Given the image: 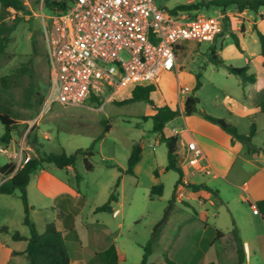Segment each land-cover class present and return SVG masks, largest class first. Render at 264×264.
I'll use <instances>...</instances> for the list:
<instances>
[{"label": "rangeland", "instance_id": "1", "mask_svg": "<svg viewBox=\"0 0 264 264\" xmlns=\"http://www.w3.org/2000/svg\"><path fill=\"white\" fill-rule=\"evenodd\" d=\"M209 1L160 0L169 10L179 5L201 3L198 7L200 13L205 16L222 13L224 17L223 28L212 42H183L185 48L178 53L180 71L177 75L175 72L162 73L158 82L160 92L152 95L153 102L139 100L119 103L131 94L130 89H124L107 101L90 99L85 105H82L84 102L80 105L54 102L49 109H45L49 89V62L41 13L51 15L54 8L46 0H23L26 5L23 12L12 8L3 11L0 4V16L4 13L8 23L18 19L7 54L0 56V79L4 75H17V84L12 88L3 87L0 81V112L9 113L18 121L10 144H4L0 140V164L8 163L11 159L9 152L14 151V146L19 149L22 143L33 158H42L44 153L72 154L78 149L93 147V154L88 156L93 165L92 170L86 168L82 154L77 156L75 166L69 170L72 175L80 176L77 182L82 191L85 192V187L89 184V199L83 215L91 216L92 206L105 202L104 196L111 191L112 179L115 183L120 178L122 186L121 166L128 164L133 146L141 143L151 148L155 143L157 133L153 131V120L145 116L150 115L156 105L165 103L161 86L168 88V98L175 101L179 108L185 96L184 91L186 95L194 92L200 99L199 111H207L224 118L241 134H250L254 124L257 133L253 136L252 145L262 144L264 115L258 112L254 118L255 115L249 114L255 110L256 103L264 101L263 57L259 36L254 29L257 26L264 33V7L257 11L248 8L241 11L237 6L230 5L223 11L215 6H208ZM232 33L239 37L244 52L237 49L231 38ZM212 48L224 59V64H215L211 60ZM228 66H248V72L254 74L257 81L243 83L240 77L229 71ZM198 79L202 85L195 90ZM108 125L110 129L106 130ZM173 126L178 130L184 128L181 118L176 116L167 123L165 132H169ZM4 132L5 127L0 122V138ZM166 150V143L162 141L157 151L159 165L161 158L166 159ZM43 166L62 175L68 172L67 168H59L49 162H44ZM152 166V160H143L135 175L141 184L136 185L135 178L127 176L122 188L119 186L120 201L124 204L123 214L116 219L107 213L100 214L109 220L111 230L117 237V244L125 254L120 264L140 263L143 249L138 244L145 245L150 240L156 224L163 218L173 197L179 178L175 171L163 174V195L153 199L150 197L146 184L156 180ZM41 168L42 165L35 172L38 173ZM32 189L33 184L30 188L31 194ZM0 203V232L4 233L5 227L12 233L24 229L30 231L23 223L24 206L19 190L15 195L0 193ZM122 207V204L117 206ZM50 211L37 208L34 213L39 227L34 223L40 233L43 232L40 225L42 218ZM119 222L122 223L121 226H118ZM172 233L171 229L164 232L167 236ZM74 235L83 243L87 241L85 229L81 225ZM149 260L150 264H167L162 253L157 251L152 252ZM188 263L189 261H184V264ZM232 263L233 259H230L229 264ZM9 264L18 263L10 261ZM251 264H264V237L260 249L252 257Z\"/></svg>", "mask_w": 264, "mask_h": 264}, {"label": "crops", "instance_id": "2", "mask_svg": "<svg viewBox=\"0 0 264 264\" xmlns=\"http://www.w3.org/2000/svg\"><path fill=\"white\" fill-rule=\"evenodd\" d=\"M161 90L165 103L172 109L180 111L177 118H181L184 128L179 130L181 134L178 135V138L183 143L195 140L203 149L214 172L204 175L195 171L187 164L186 148H180L183 161L179 159L178 162L183 170V178L188 181V184L178 186L175 202L166 222L160 228L153 252L162 253L163 257L167 255L177 264H184L186 260L189 261L188 264H229L230 259H233L232 264H251L252 257L260 249L264 237V217L261 213H254L253 208L258 200L264 199V151L248 152L242 141L233 139L230 133L206 119L203 114L198 112L191 115L183 114L187 95L184 96L179 108L175 101L168 98V88L161 86ZM89 100H86L82 105H85ZM258 112L264 115L256 103L255 110L249 116L255 115V118ZM165 126V135H174V126L169 132H165ZM161 142L160 134L157 133L155 143L151 145V148L141 144L142 157L134 167V174L127 172L128 164L121 166L122 186L127 176L134 177L136 185L141 184L135 175H137L143 160H152V169L154 172L158 171V175L155 174L156 180H151L146 184V189L150 192L153 185L163 182V174L172 170H166L167 156L165 160L161 158L160 165L157 162V151H159ZM254 145L264 149V142ZM6 149L8 150V148ZM18 152L19 149L14 146V151L9 152L10 161L19 162L20 158L15 157ZM43 163L38 173L35 172L37 168L32 172L27 186L28 200L32 206V220L37 224L34 215L37 208L45 209V211L52 210L44 215L40 225L44 232L46 224L54 222L67 245L70 264H107L108 258H98L97 255L107 249L109 242L115 244L120 264V260L125 254L117 244V237L111 230L109 220L105 215H100L107 213L116 219L123 214L124 204L120 201V194L118 201L112 205L113 213L96 212V207L102 204H94L90 211L91 216L83 215L85 204L89 199V184L85 187L84 192L77 182L80 176L77 177L69 172L73 167H65L68 172L62 175L60 172L45 168ZM4 180L5 178L0 176V184ZM112 180L111 183L114 185ZM191 185H196L198 188L193 189ZM122 186L120 184V188ZM106 187H108L107 184ZM17 191L9 195H15ZM110 193L111 191L105 193V202ZM183 201L189 203L190 206L185 205ZM119 204H122L123 207L117 208ZM79 225L85 229L87 239L85 243L74 235ZM121 225L122 223L119 222L118 226ZM234 228H237L238 237L242 243L241 257L238 239L232 232ZM167 229H171L173 233L165 235L164 232ZM217 230L222 231L224 235L215 240ZM19 233L25 238L30 236V231L25 229ZM12 235L13 233L7 227L4 233L0 232V264H9L10 261H16L18 264H30L25 253L27 239L16 240ZM142 245L138 244L140 248Z\"/></svg>", "mask_w": 264, "mask_h": 264}, {"label": "built area", "instance_id": "3", "mask_svg": "<svg viewBox=\"0 0 264 264\" xmlns=\"http://www.w3.org/2000/svg\"><path fill=\"white\" fill-rule=\"evenodd\" d=\"M41 16L49 62L45 109L54 102L107 101L135 83H158L164 72L177 75L183 42H212L223 28L224 17L222 13L205 16L199 10L172 11L160 0H72L67 8H54L53 14ZM173 132L181 134L175 127ZM178 145V160L183 161V147L187 164L195 171L214 172L195 140L179 139ZM15 157L20 158L15 171L32 158L23 143ZM185 184L183 178L178 186ZM253 208L259 213L256 205Z\"/></svg>", "mask_w": 264, "mask_h": 264}, {"label": "trees", "instance_id": "4", "mask_svg": "<svg viewBox=\"0 0 264 264\" xmlns=\"http://www.w3.org/2000/svg\"><path fill=\"white\" fill-rule=\"evenodd\" d=\"M66 0L61 1H49L46 0L49 6L52 8H67L70 4ZM0 4L2 6V10L14 9L17 12H23L26 10V5L23 0H0ZM201 3L195 4H187V5H179L176 8L172 9V11L176 10H200L198 7ZM207 5L215 6L217 8L225 11L228 6L235 5L239 10H244L245 8L251 9L253 11H257L260 7H264V0H210ZM18 19L15 18L12 23H8L6 20V16L4 13H1L0 16V56L7 54V48L12 40V33L16 28ZM257 30L260 44H261V56L263 57V69H264V33H262L257 26L254 27ZM245 29L243 28V32ZM231 38L236 45L237 49L240 52H244V49L241 47V43L239 37L235 34H231ZM211 60L215 64H224V59L217 55L214 48H212ZM228 69L231 73L237 75L241 78L243 83H255L257 77L254 74H250L248 72L249 67H234L228 66ZM17 75L9 74L1 77V85L5 88H12L17 84ZM202 85L200 79H198L196 83L195 90L198 89ZM126 89H130V96L124 99L119 103H128L139 100H147L149 102H153L152 95L160 92V87L157 82H140L135 83L129 86ZM124 90V89H123ZM97 99L98 98H92ZM199 102L200 99L195 95L194 92L190 93L186 96L184 101V109L183 114L191 115L199 110ZM258 106L261 111L264 113V101L258 102ZM180 114L178 109H172L167 103L163 105H156L154 113L145 116V118H151L153 120V131L160 134V139L166 143L167 146V166L166 170H172L179 174L178 181L175 185L173 197L170 200L168 206L165 209L163 218L156 224L152 236L147 244L142 245L143 256L139 264H150L149 256L155 249V242L160 231V228L166 222L168 218V214L173 206V203L176 199V190L178 185L182 182L184 177L183 170L178 162V141L179 138L177 135L167 136L164 133V126L167 122L174 119L176 116ZM203 116L209 121L218 124L228 133H230L233 139L242 141L247 151L250 153H259L264 149L258 148L255 145H252V138L256 132L255 126L253 124L250 134H241L238 132L237 128L227 122L224 118L213 116L207 112H203ZM0 122L5 127V132L1 136L0 140L4 144H9L13 139V131L17 129L18 121H16L9 113L0 112ZM110 129V125L107 126L106 130ZM84 155V162L86 168L88 170L93 169L92 163L89 161L88 156L93 154V147H89L87 149H78L75 153L67 154L66 152L62 153H44L42 158L36 157L31 158L27 164H25L22 168L16 169V162L13 160L9 161L5 165L0 164V176L5 178V180L0 184V193L1 194H13L16 190L20 191V198L23 202L24 206V218L23 222L28 226L30 230V236L25 238L20 235L18 231L14 232L12 237L16 240L27 239V247L25 249V253L30 260V264H70V255L68 252L67 245L63 238L62 233L57 230L54 222H49L45 226L44 232L40 233L31 219V210L32 206L29 204L28 195H27V186L30 182L32 172L38 168V166L42 165L43 162L54 163L59 168L65 167H74L76 163V158L78 155ZM142 157V145L141 143H137L133 146L131 155L128 160V168L127 172L130 174H134V167L141 160ZM155 174L158 175V171H155ZM119 186H120V178L116 180L114 183L110 196L108 200L96 207V212H108L113 213V203L118 201L119 196ZM193 189H197L198 186L191 185ZM210 189L209 187H205ZM164 192V186L162 183L153 185L150 190V197L153 199L156 196H162ZM183 203L187 206H190L189 203L183 201ZM256 206L258 207V212L264 217V199L258 200L256 202ZM195 211V209H193ZM196 212V211H195ZM6 229V227L4 228ZM233 234L238 239L239 244V254L243 252L242 243L238 237V230L234 228L232 230ZM224 233L220 230H217L215 233V240L221 238ZM99 257L108 258L107 264H119V255L116 250V246L114 243L107 244V249L98 253ZM167 264H177L174 260L170 259L167 255L164 256ZM91 264V263H90ZM214 264V263H210Z\"/></svg>", "mask_w": 264, "mask_h": 264}, {"label": "water", "instance_id": "5", "mask_svg": "<svg viewBox=\"0 0 264 264\" xmlns=\"http://www.w3.org/2000/svg\"><path fill=\"white\" fill-rule=\"evenodd\" d=\"M199 113H200V114H203V111L201 110V111H199Z\"/></svg>", "mask_w": 264, "mask_h": 264}]
</instances>
